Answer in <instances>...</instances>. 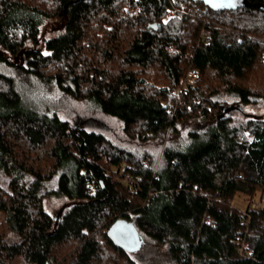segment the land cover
Wrapping results in <instances>:
<instances>
[{
  "label": "trees",
  "instance_id": "16d2710c",
  "mask_svg": "<svg viewBox=\"0 0 264 264\" xmlns=\"http://www.w3.org/2000/svg\"><path fill=\"white\" fill-rule=\"evenodd\" d=\"M245 1L0 0V264H138L109 238L119 219L170 264H264V120L236 125L222 102L264 100V0ZM34 82L117 119L132 144L39 111ZM50 195L67 200L55 217Z\"/></svg>",
  "mask_w": 264,
  "mask_h": 264
},
{
  "label": "rangeland",
  "instance_id": "374dc122",
  "mask_svg": "<svg viewBox=\"0 0 264 264\" xmlns=\"http://www.w3.org/2000/svg\"><path fill=\"white\" fill-rule=\"evenodd\" d=\"M210 4L214 6H226L233 7L239 5H245V0H208ZM5 71L17 81L25 80L23 73L20 71L6 68ZM33 88V95L26 94L31 102L30 104L37 107L39 111L46 114H52L54 111H58L60 116L69 120L74 125H79L82 128L92 131H98L104 133L111 140L118 144L130 147L132 143L127 140L123 134L122 124L115 118L105 116L100 113L91 103L78 102L64 97L57 88L48 82H34L31 84ZM28 101V102H29ZM222 102H226L228 106L233 107L230 115L234 124H245L250 117H259L264 120V100L255 99L250 104H243L233 96H222ZM240 108L242 112L238 111ZM163 152L160 150L159 159ZM124 167L121 166L120 171L116 167L112 169L115 179L118 181L127 182L124 180L121 171ZM120 172V173H118ZM118 173V175L116 174ZM57 188V178L46 183L44 190L53 191ZM131 190V189H130ZM261 190H258L254 200L259 201L261 197ZM264 197V195H263ZM264 199V198H263ZM249 202L248 198L242 194H237L233 204L238 208L244 209ZM256 202V201H254ZM67 203V200L60 199L55 196H48L45 200L46 210L55 217L61 207ZM253 203V202H252ZM1 218V214H0ZM144 243L140 251L131 253L132 258L138 264H170L171 259L168 254L167 248L164 245H160L155 240L144 236Z\"/></svg>",
  "mask_w": 264,
  "mask_h": 264
},
{
  "label": "water",
  "instance_id": "95a60500",
  "mask_svg": "<svg viewBox=\"0 0 264 264\" xmlns=\"http://www.w3.org/2000/svg\"><path fill=\"white\" fill-rule=\"evenodd\" d=\"M261 9L264 8V5L260 6ZM152 28H156V24L150 25ZM234 110L233 107H228L227 110H224V113L230 114ZM238 111L242 112L240 108H237ZM108 235L111 241L118 247L125 250L128 253H135L141 250L144 240L137 230L134 223L125 219H119L111 225L108 230Z\"/></svg>",
  "mask_w": 264,
  "mask_h": 264
},
{
  "label": "built area",
  "instance_id": "2783aa9c",
  "mask_svg": "<svg viewBox=\"0 0 264 264\" xmlns=\"http://www.w3.org/2000/svg\"><path fill=\"white\" fill-rule=\"evenodd\" d=\"M202 34L204 35L203 36L204 42H208L210 40L209 32L204 30L202 32ZM198 78H199V74H198V71L196 69H191L188 72L187 76L184 79V82H183L181 88H179L175 93V103L177 106H180V107L183 106V104H184V101H183L184 93L186 91H188L189 89H194L197 87L196 82H197ZM124 179L128 183H130V189H131V191H133L134 190V179L129 175H124ZM260 206H262V202H260V201L259 202H253L251 205V208L254 209V208H258ZM242 216L245 218V213H243Z\"/></svg>",
  "mask_w": 264,
  "mask_h": 264
}]
</instances>
